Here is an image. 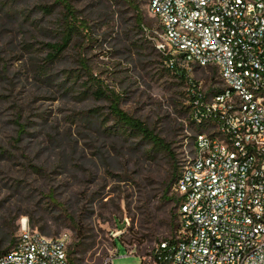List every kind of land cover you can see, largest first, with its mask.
<instances>
[{
	"label": "rangeland",
	"instance_id": "374dc122",
	"mask_svg": "<svg viewBox=\"0 0 264 264\" xmlns=\"http://www.w3.org/2000/svg\"><path fill=\"white\" fill-rule=\"evenodd\" d=\"M137 1L144 33L128 0H69L87 29L48 61L47 44L63 35L62 4L0 0V253L22 218L48 237L70 232L72 242L67 211L89 228L91 248L80 264H105L115 239L113 264H141L140 255L178 226V201L164 199L166 189L179 197L173 160L140 135L123 134L110 100L83 94L98 83L119 94L120 107L184 159L186 139L198 131L188 88L164 70L159 51L134 44L154 39L159 27L149 0ZM211 74L195 77L206 87Z\"/></svg>",
	"mask_w": 264,
	"mask_h": 264
},
{
	"label": "built area",
	"instance_id": "2783aa9c",
	"mask_svg": "<svg viewBox=\"0 0 264 264\" xmlns=\"http://www.w3.org/2000/svg\"><path fill=\"white\" fill-rule=\"evenodd\" d=\"M148 9L157 51L186 79L200 130L179 161L175 234L141 264H264V0H149ZM203 69L217 72L211 89L195 77ZM70 242V232L48 237L22 218L0 264H73ZM117 252L115 243L105 264Z\"/></svg>",
	"mask_w": 264,
	"mask_h": 264
},
{
	"label": "trees",
	"instance_id": "16d2710c",
	"mask_svg": "<svg viewBox=\"0 0 264 264\" xmlns=\"http://www.w3.org/2000/svg\"><path fill=\"white\" fill-rule=\"evenodd\" d=\"M62 4V7L64 9L63 13V18H62V38L61 41L58 43H49L47 46L50 48L49 56H48V61H53L55 58H57L65 49L67 46L70 45L72 42L74 36L77 33H82V30L87 29V23L85 21H81L78 19L77 15V10L73 7L71 2L69 0H58ZM130 5L133 8V11L135 13V28H138L140 32H145L146 28V21L145 18L143 17L142 11L140 10V5L137 0H128ZM150 25V24H148ZM144 38V39H143ZM139 38L138 41H135V45L139 48L143 47V44H150L151 48L154 51H157L156 45H155V40L154 39H149L147 37ZM160 54V53H159ZM161 56V54H160ZM163 58V57H162ZM164 60V59H163ZM164 70L168 73H172L174 77L177 76V78L180 79V82L182 85L188 86V83L186 79L183 76H179L176 73H173L169 68L164 67ZM211 80H210V89L211 85L218 83V75L216 70L211 69ZM96 82V81H95ZM101 83L94 84L89 86L87 91H84L83 94H87L89 92H92L98 99L106 98L110 100V109L111 113L115 116L118 122V126L120 131L123 134L129 133L132 136H137L140 135L144 140L152 144L154 147L158 148L159 150H164L170 158L173 160V165H174V180L172 181V184L176 182L178 178V174L180 171V164L177 161V154L172 148L171 144L168 143L164 138H162L159 134H157L150 126H148L145 122L140 120L139 118H135L131 115H129L125 110H123L120 107V101L121 97L119 94L115 93L114 91H111V93H107V91L100 86ZM217 90L213 89V93H215ZM82 94V93H81ZM188 95V92H187ZM191 98L188 95V107L187 111H191ZM95 110H91L90 112H94ZM197 130H200L197 128ZM165 200H176L178 201V204H180V197H173V195H169V189L165 190ZM66 216V222L69 221L72 223L71 229L74 231L73 235V241L69 244V256L71 259V262L73 264H80L83 260L84 254L91 248V245L87 242L88 235L87 232L89 231V228L87 225L84 223L83 219L80 217L74 216L71 213H68L67 211L65 212ZM31 222H33V225L35 224L34 221V216L31 218ZM177 227L173 230L172 234H175ZM43 230V228H42ZM15 230H12L6 237L10 239V244L6 252L12 249L10 247L13 243L15 244L16 242V237H14ZM167 239V238H165ZM161 239V240H165ZM160 240V241H161ZM158 241V242H160ZM116 242L114 241V244Z\"/></svg>",
	"mask_w": 264,
	"mask_h": 264
}]
</instances>
